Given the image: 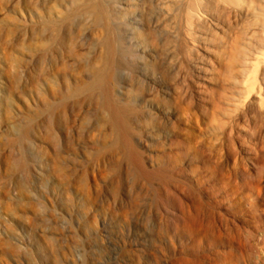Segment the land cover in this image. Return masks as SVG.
Segmentation results:
<instances>
[{
	"label": "rangeland",
	"instance_id": "obj_1",
	"mask_svg": "<svg viewBox=\"0 0 264 264\" xmlns=\"http://www.w3.org/2000/svg\"><path fill=\"white\" fill-rule=\"evenodd\" d=\"M193 1L0 0V264H264V0Z\"/></svg>",
	"mask_w": 264,
	"mask_h": 264
},
{
	"label": "bare ground",
	"instance_id": "obj_2",
	"mask_svg": "<svg viewBox=\"0 0 264 264\" xmlns=\"http://www.w3.org/2000/svg\"><path fill=\"white\" fill-rule=\"evenodd\" d=\"M175 1H177V2H179V3H181L180 1L181 0H175ZM187 1V0H186ZM193 1V0H192ZM197 1V0H196ZM196 1H195V3H196ZM200 1V0H199ZM215 1V2H214ZM220 1H222V0H201L200 2H198V3H200V5L202 6V9L206 12V14L207 13H209L208 15L210 16V12H209V9H212V8H209L213 3H215V4H217L216 2H220ZM194 2V1H193ZM223 2V1H222ZM187 3H189V1L187 2ZM197 3V4H198ZM97 4V3H96ZM214 4V5H215ZM185 5V4H184ZM189 5V4H188ZM195 6H197L196 4H194ZM191 6V5H190ZM190 6H187V4H186V7H187V10H185L184 8V11H185V17H182L183 18V21H184V24H185V26H186V28H187V30H189V27H195V28H197V30H200V29H202V28H204V27H206L207 26V24H208V19H209V17H197V15H194V13H192V9L195 7H190ZM192 6H193V4H192ZM94 8H95V6H94ZM217 9V8H216ZM97 14V13H96ZM100 15V14H99ZM103 16V15H102ZM97 18H99L101 21L103 20V18L102 17H97ZM208 18V19H207ZM211 18L212 17H210V20H211ZM149 21H150V23H154V24H158V22H159V19H158V17H151V18H149ZM187 32V31H186ZM186 35H187V37H189V38H191V40L193 41V36H196L195 35V33L194 32H187L186 33ZM145 37V42H147V43H149V44H152V42H154V39H153V37H152V35L150 34V32H146V34L144 35ZM192 43V42H191ZM102 78H100V77H98V78H96V80H95V82L96 83H98L99 84V82H102ZM154 84H156L155 82H154ZM151 85V84H150ZM151 88H155L154 86H151ZM107 104L110 106V107H112V114H113V118H112V123L115 125V124H119L120 122H124V120H123V117H124V110L123 109H121L118 105H115V104H113L110 100H107ZM162 111V110H161ZM160 111V112H161ZM162 113V112H161ZM122 122V123H123Z\"/></svg>",
	"mask_w": 264,
	"mask_h": 264
}]
</instances>
